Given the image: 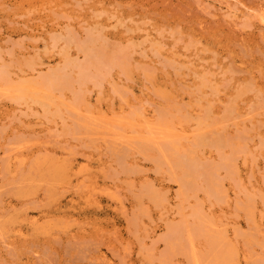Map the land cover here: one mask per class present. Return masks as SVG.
Instances as JSON below:
<instances>
[{
	"label": "rangeland",
	"instance_id": "374dc122",
	"mask_svg": "<svg viewBox=\"0 0 264 264\" xmlns=\"http://www.w3.org/2000/svg\"><path fill=\"white\" fill-rule=\"evenodd\" d=\"M256 13L264 0H0V73L63 84L0 81V264H264Z\"/></svg>",
	"mask_w": 264,
	"mask_h": 264
},
{
	"label": "bare ground",
	"instance_id": "6f19581e",
	"mask_svg": "<svg viewBox=\"0 0 264 264\" xmlns=\"http://www.w3.org/2000/svg\"><path fill=\"white\" fill-rule=\"evenodd\" d=\"M257 14V13H256ZM258 15V14H257ZM259 17V20L264 24V15L262 13H259L258 15ZM0 81L3 83L4 86H6L5 90L7 93H14V92H26L28 90H32L34 89L35 87H41V86H46L48 89L52 88V87H57V86H60V85H63L62 84V80H61V77L56 74V73H51L50 75H48L47 77H44L43 79H41L39 82H32V81H20L19 83H17L16 85H13V83L11 84L8 79H6L5 77V74L4 73H0ZM144 115V114H143ZM200 129V128H199ZM188 130V129H187ZM186 130V131H187ZM185 131V130H184ZM183 131V132H184ZM192 131V130H190ZM195 131V130H194ZM193 131V133H194ZM181 134L182 131H180ZM180 132H175V134H171V136H180ZM196 132V131H195ZM176 133H178L176 135ZM132 134V133H131ZM187 134V133H185ZM191 135V132L188 133V135ZM189 135V136H190ZM109 136V135H108ZM110 136H114V137H117L122 143H130L131 140L132 142L134 140H136L137 136H130L129 135V132H123V133H112L110 134ZM167 136V135H166ZM186 135H182L180 137H185ZM168 137V136H167ZM166 138V137H164ZM187 138V136H186ZM154 140V139H153ZM174 164L177 166V167H180L182 169V173H183V178H186V176H190L188 175L189 173V168H190V164L189 163H182L180 160L176 159L174 160ZM186 175V176H185ZM175 231V230H174ZM177 241V240H176ZM171 242V241H170ZM171 244H174V246H177L176 243H172ZM181 247V246H180ZM175 249V248H174ZM195 263V262H194ZM197 263V262H196ZM195 263V264H196Z\"/></svg>",
	"mask_w": 264,
	"mask_h": 264
}]
</instances>
